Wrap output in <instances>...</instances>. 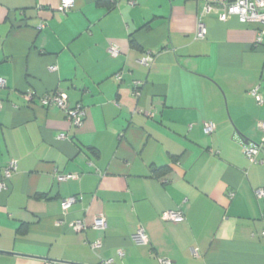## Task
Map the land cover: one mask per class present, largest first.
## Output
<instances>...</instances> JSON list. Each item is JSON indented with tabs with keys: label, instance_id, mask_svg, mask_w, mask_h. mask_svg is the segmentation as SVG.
Wrapping results in <instances>:
<instances>
[{
	"label": "crops",
	"instance_id": "1",
	"mask_svg": "<svg viewBox=\"0 0 264 264\" xmlns=\"http://www.w3.org/2000/svg\"><path fill=\"white\" fill-rule=\"evenodd\" d=\"M62 1L0 0V179L18 163L0 190V264H264L258 25L211 13L198 39L196 0H75L66 13ZM57 90L83 103L82 125L25 97ZM246 144L261 145V162ZM99 214L107 224L95 229ZM139 224L149 243L134 241Z\"/></svg>",
	"mask_w": 264,
	"mask_h": 264
},
{
	"label": "built area",
	"instance_id": "2",
	"mask_svg": "<svg viewBox=\"0 0 264 264\" xmlns=\"http://www.w3.org/2000/svg\"><path fill=\"white\" fill-rule=\"evenodd\" d=\"M200 4V8L197 14V33L196 38L203 39L207 36L208 30L205 23V17L211 13H214L222 21H227L233 17H236L241 23L244 24H257V37L255 46L262 44L264 40V0H196ZM134 4V0L130 1ZM75 5V0H63L61 4L62 12L66 13L70 11ZM43 26V24L41 25ZM109 52L113 56H117L120 53V49L116 45H112L109 48ZM152 61L151 57H145L141 59V62L149 65ZM49 69L55 71L58 69L57 64L50 65ZM117 80H122V73L118 72L115 74ZM142 82L134 81L132 94L135 97L141 95ZM0 85H5V80L0 78ZM251 94L255 97L257 103L261 104L264 102V97L259 91V87H255ZM28 101L39 100L44 107L57 106L64 111L67 119L74 126H80L86 116L85 106L83 103L78 102L71 104L69 102V96L65 91L57 90L53 93L36 95L35 92L28 91L25 94ZM1 107V102H0ZM148 115L153 116V113L148 112ZM259 127L264 131V121L259 123ZM215 130V125L212 122L204 124V131L206 134H212ZM60 138H65L66 134L61 133ZM261 150L259 144H246L244 148V154L251 163L261 162L258 155ZM18 169V163L16 159H11L3 171V177L0 179V190L7 189V181L11 178L14 172ZM71 177V175H60L59 179L64 180ZM255 196L258 199L264 201V186L255 189ZM76 201V197H69L62 200L61 205L63 211L66 212L71 205ZM162 218L168 221L179 222L185 219V214L181 210H167L162 213ZM107 224L106 217L103 214L97 215L92 223V227L95 229L105 228ZM88 225L82 220H78L74 223V230L77 232L87 229ZM133 239L136 243L145 244L149 243V236L144 226L139 224L136 232L133 235ZM92 244L93 248L101 246L102 241L100 239L94 241ZM120 255H123V251H119ZM193 254L198 255V248H193ZM158 261L160 264H172L173 261L166 256H159ZM99 264H115L113 258L102 259Z\"/></svg>",
	"mask_w": 264,
	"mask_h": 264
},
{
	"label": "trees",
	"instance_id": "3",
	"mask_svg": "<svg viewBox=\"0 0 264 264\" xmlns=\"http://www.w3.org/2000/svg\"><path fill=\"white\" fill-rule=\"evenodd\" d=\"M162 170H163V169H162ZM158 171H160V169H159Z\"/></svg>",
	"mask_w": 264,
	"mask_h": 264
}]
</instances>
